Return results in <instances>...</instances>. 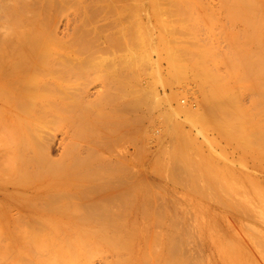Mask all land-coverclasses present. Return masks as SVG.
I'll return each instance as SVG.
<instances>
[{"label": "rangeland", "instance_id": "1", "mask_svg": "<svg viewBox=\"0 0 264 264\" xmlns=\"http://www.w3.org/2000/svg\"><path fill=\"white\" fill-rule=\"evenodd\" d=\"M22 1L14 29L29 37L34 23L46 28L48 42L50 27H63L80 10L85 21L80 30L85 32L75 38L64 35V66L97 64V82L141 86V97H150L156 106L150 105L156 108L153 119L158 126L154 137L151 132L142 135L148 141L141 144V160L161 143L156 136L164 133L167 140L162 134L165 146L162 150L158 145L157 151L163 153L155 150L165 158L154 157L153 150L140 160L143 205L137 219L128 223L76 230L53 219L12 231L2 222L10 207L0 199V264H264V66L249 67L250 60L264 61V0H246V6L233 0ZM240 5L248 17L244 11L235 13ZM256 10L259 18L252 17ZM106 18H121L107 43L98 26L106 24ZM2 53L0 49V62ZM197 98L206 105L197 107ZM144 100V110L150 109ZM11 103L10 94L0 92V146L6 135L17 133L19 115L8 110ZM159 110L165 113L162 118ZM169 110L173 114L166 113ZM161 120L173 128L167 130ZM35 124L48 138L65 129L64 121ZM172 129L173 142L168 137ZM60 152L51 148L54 156ZM72 163L65 158L57 165L67 168ZM16 166L15 158L0 154V179L10 178ZM15 177L27 181L34 173ZM230 228L238 236L233 234L228 242L224 236L230 237ZM254 244L261 245L263 253ZM234 246L242 248L244 255L239 256L244 259Z\"/></svg>", "mask_w": 264, "mask_h": 264}, {"label": "bare ground", "instance_id": "2", "mask_svg": "<svg viewBox=\"0 0 264 264\" xmlns=\"http://www.w3.org/2000/svg\"><path fill=\"white\" fill-rule=\"evenodd\" d=\"M233 1L244 4L248 0ZM21 2L23 1L0 0V49L5 51L2 53V62H0V92L10 94L12 103L8 110L17 112L19 115L17 133L12 136L6 135L0 146L2 156L13 157L17 162L11 177L0 179V199L10 207V211L2 217V222H6V225L8 224L14 231L18 225H36L53 219H58L69 228L76 230L94 224L122 225L130 222L131 218L136 220L143 205L140 154L144 153L145 147L142 151L141 144L148 141L141 137L142 135L146 137L150 132V135L153 133V137L157 135L153 132L158 127L153 116L156 108L151 109L153 104L148 101L150 97H146V101L151 106L150 109L144 110L143 106L146 104L143 105V100L145 98L141 97L143 94H139L142 91L139 92L138 89L141 86L138 88L137 83H134L135 87L130 86L133 84L119 87V85L106 83L104 80L102 83L97 82L93 77L98 70L97 64L82 66L67 64L64 66L61 57L68 52L66 49L68 40L64 35L75 38L76 36L81 37L85 32V30H80L85 26V21L81 20L80 10L76 17L71 19L72 21H67L63 27L60 24L52 25L50 27L51 41L48 42L43 36L46 28H40L41 26L38 27L34 23H32L33 31H27L29 37H24L20 34V30L14 29V21L21 13ZM64 3L62 5H65ZM243 4L241 5L244 6ZM92 5L89 3L88 7ZM241 5L234 10L235 13L245 10H241L244 8ZM89 8L84 12L87 13ZM256 11H252V17L256 15L255 18H257L259 13L258 10ZM244 13L248 17V13L246 11ZM107 19L109 18L105 19L106 24L103 22L98 25L99 36L103 37L102 39L105 38L103 41L106 43L115 33L114 30L119 29L121 21V18L108 20L109 22ZM59 33L62 35L60 36ZM26 38L30 39L27 41ZM23 41L27 45L22 44ZM262 66H264L263 60L253 59L249 62L252 70L255 69L254 67L258 69L261 67L262 70ZM72 77H75L77 81H70ZM170 88V93L164 91L171 94L173 88L172 90ZM204 100L197 98L195 101L197 107L205 106ZM17 102L24 103L31 108L22 109ZM167 102L172 103V101L169 103V100ZM153 107L156 106L153 105ZM159 112V116L160 114L164 116L165 113L162 110ZM166 113L173 114L170 110ZM149 114H151L149 117L154 119H148L150 121L146 125L145 122L148 121H145V117ZM156 116H158L157 113H155ZM159 116L158 118L161 119L162 117ZM165 119L170 121L171 118L166 117ZM162 120L160 124H163ZM44 121L53 124L64 121L65 129L59 135L45 137L35 124ZM168 121L164 124L171 123H167ZM178 121L172 120V122ZM161 128L163 130V127H160V130ZM166 128L171 130L173 126ZM0 132L4 131L0 129ZM171 132L174 133V130L170 131L171 136L167 135L170 139L175 135ZM162 134L155 137L159 138L161 143L163 139L164 142L166 139V135ZM160 136L165 138L161 140ZM170 139L168 141L171 143L172 139ZM147 143H152V141ZM161 143H158L160 148V145L164 144ZM158 145L155 146L156 151ZM164 146L162 145V150ZM171 146H173L172 143ZM53 147L61 148L62 152L59 156L52 155L51 148ZM171 148L167 150L168 153L169 150L172 152ZM153 150H150L151 154ZM162 150H159L160 153H163ZM157 152L153 155L154 157L160 154ZM147 153L145 157L150 154ZM166 155L169 156L170 153ZM145 157L142 154L143 160ZM65 158L72 160V165L67 168L59 167L57 164L63 162ZM53 162L55 164L51 165ZM24 172L34 173V177L27 181L21 177L20 179L15 177ZM7 183H10V186H5ZM124 210L127 211L122 216L121 212ZM232 230L230 228L226 231L227 233L233 232L229 233L231 238L226 235L224 238L231 240L232 235L235 236L237 233ZM12 235L14 236V233ZM229 239L228 242H230ZM256 247L263 253L261 245H255L254 249ZM239 248L236 251L239 252L237 256L244 259L246 256H241L244 253H242V248H240L241 251ZM72 252L69 248L68 253Z\"/></svg>", "mask_w": 264, "mask_h": 264}]
</instances>
